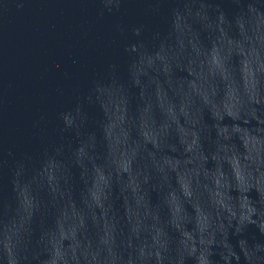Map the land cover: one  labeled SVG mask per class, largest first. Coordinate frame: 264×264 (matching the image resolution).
<instances>
[{"label":"clouds","instance_id":"obj_1","mask_svg":"<svg viewBox=\"0 0 264 264\" xmlns=\"http://www.w3.org/2000/svg\"><path fill=\"white\" fill-rule=\"evenodd\" d=\"M134 34H140V30L139 29H134Z\"/></svg>","mask_w":264,"mask_h":264}]
</instances>
